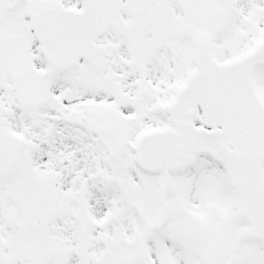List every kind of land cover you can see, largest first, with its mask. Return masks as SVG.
<instances>
[{
    "label": "snow or ice",
    "instance_id": "snow-or-ice-1",
    "mask_svg": "<svg viewBox=\"0 0 264 264\" xmlns=\"http://www.w3.org/2000/svg\"><path fill=\"white\" fill-rule=\"evenodd\" d=\"M0 264H264V0H0Z\"/></svg>",
    "mask_w": 264,
    "mask_h": 264
}]
</instances>
